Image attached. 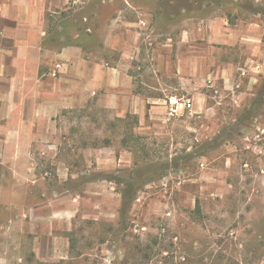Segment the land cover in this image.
Here are the masks:
<instances>
[{"label": "rangeland", "instance_id": "rangeland-1", "mask_svg": "<svg viewBox=\"0 0 264 264\" xmlns=\"http://www.w3.org/2000/svg\"><path fill=\"white\" fill-rule=\"evenodd\" d=\"M15 1L0 0V43L7 38L2 14L12 11ZM18 5L27 12L26 3ZM35 8L51 15L45 44L52 52L78 45L102 72L115 66L122 52L135 53L134 72L151 93L186 95L194 109L168 119L159 102L145 115L123 114L102 107L94 95L62 117L57 146H26L21 139L0 145V234L20 212L17 204L76 199V227L65 241L50 244L60 248L62 258L28 257L24 263H259L264 256V0H43ZM181 41L193 45L186 50ZM182 53L188 55L181 61ZM257 100L260 112L252 116ZM8 136L0 131V137ZM27 149L37 153L29 171L16 160ZM108 152L111 159L97 160V154ZM164 164L168 167L157 172ZM65 166H71L70 176L60 182L56 170ZM144 168L156 179L125 206L124 186L116 177ZM101 180L100 192L92 189L90 183ZM12 203L13 215L4 208Z\"/></svg>", "mask_w": 264, "mask_h": 264}, {"label": "crops", "instance_id": "crops-1", "mask_svg": "<svg viewBox=\"0 0 264 264\" xmlns=\"http://www.w3.org/2000/svg\"><path fill=\"white\" fill-rule=\"evenodd\" d=\"M20 1L26 3L27 12L18 5ZM40 1L43 0H16L17 6L2 14L7 24L2 31L7 33L4 35L7 38L4 41L2 37L0 43V115L5 120L0 123V131L9 132V136L0 137L3 142L0 145L4 142L15 145L21 139L26 146H38L42 142L57 146L62 117L87 105L94 95L98 96L102 107L117 113L130 111L142 116L157 108L162 94L151 93V87L134 72L138 66L134 62L137 59L135 53L131 56L122 52L116 65L106 64L107 68L102 72L98 64L84 56V49L78 45H67L56 52L48 49L45 24L51 15L46 16V11L35 8ZM180 43L186 50L193 45ZM187 55L182 53L181 61ZM98 71L99 76L96 75ZM239 88V85L232 86L234 95ZM166 90L163 88L162 92ZM96 151L103 152L101 149ZM36 154L32 155L27 149L26 154L16 156V160L25 162L29 171ZM101 154H97L99 162L105 157L111 159V152L104 157ZM85 161L89 162L86 156ZM70 169L71 166L57 167L60 182L67 180ZM103 182L105 180L90 184L96 186L92 189L100 192L98 186ZM75 201L50 202L43 198L36 205L17 204L20 212L11 217L5 227L7 231L0 234V264H25L28 257L35 260L62 258L60 248H51L50 244L65 241L68 232L76 227L78 209ZM14 206L13 203L6 204L4 208L13 215ZM63 255L67 256L66 253ZM257 264H264V256Z\"/></svg>", "mask_w": 264, "mask_h": 264}, {"label": "trees", "instance_id": "trees-1", "mask_svg": "<svg viewBox=\"0 0 264 264\" xmlns=\"http://www.w3.org/2000/svg\"><path fill=\"white\" fill-rule=\"evenodd\" d=\"M264 95V93L262 94ZM262 103L257 100L256 103L253 105V107L249 110L250 114L256 115L260 112V107ZM168 164V163H167ZM168 165L164 164L161 165L159 168H156L157 172L159 170H165ZM148 168L142 169L140 172H132L129 176L122 178V177H116V178H108L105 177L106 180L116 181L117 183H120L124 186L123 190V203L125 206H130V204L135 200V196L138 193L139 189L152 182L156 179L155 176L150 175V172H147Z\"/></svg>", "mask_w": 264, "mask_h": 264}, {"label": "built area", "instance_id": "built-area-1", "mask_svg": "<svg viewBox=\"0 0 264 264\" xmlns=\"http://www.w3.org/2000/svg\"><path fill=\"white\" fill-rule=\"evenodd\" d=\"M248 74L246 69L241 70L240 77L245 78ZM161 104L165 108L166 116L168 119H173L178 117L184 112H193L194 103L191 97L186 95H168L161 99ZM135 233L139 232L138 228L134 229Z\"/></svg>", "mask_w": 264, "mask_h": 264}]
</instances>
